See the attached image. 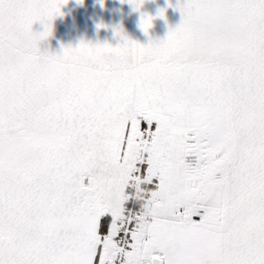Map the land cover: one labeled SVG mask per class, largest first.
I'll list each match as a JSON object with an SVG mask.
<instances>
[{"label": "snow or ice", "instance_id": "1", "mask_svg": "<svg viewBox=\"0 0 264 264\" xmlns=\"http://www.w3.org/2000/svg\"><path fill=\"white\" fill-rule=\"evenodd\" d=\"M68 2L0 0V264H264V0L42 51Z\"/></svg>", "mask_w": 264, "mask_h": 264}, {"label": "crops", "instance_id": "2", "mask_svg": "<svg viewBox=\"0 0 264 264\" xmlns=\"http://www.w3.org/2000/svg\"><path fill=\"white\" fill-rule=\"evenodd\" d=\"M177 2L172 0L173 5ZM161 8L166 9V19L157 16ZM141 11L157 17L148 34L139 26ZM141 11H135L127 0H83V3L69 0L62 8L63 15L53 21L52 35L40 42V48L59 54L64 47H75L81 42L115 47L122 42V37L116 35L117 29L122 31L123 37L147 45L150 40L164 39L169 27L175 28L182 20L181 13L168 6V0H146ZM101 24L106 27H98ZM33 31H43V26L36 23Z\"/></svg>", "mask_w": 264, "mask_h": 264}]
</instances>
